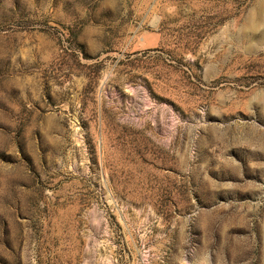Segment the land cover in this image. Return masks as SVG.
Masks as SVG:
<instances>
[{"label":"rangeland","instance_id":"1","mask_svg":"<svg viewBox=\"0 0 264 264\" xmlns=\"http://www.w3.org/2000/svg\"><path fill=\"white\" fill-rule=\"evenodd\" d=\"M0 264H264V0H0Z\"/></svg>","mask_w":264,"mask_h":264}]
</instances>
